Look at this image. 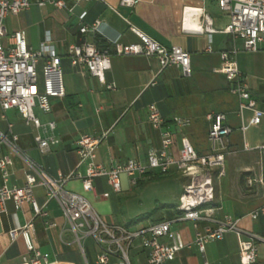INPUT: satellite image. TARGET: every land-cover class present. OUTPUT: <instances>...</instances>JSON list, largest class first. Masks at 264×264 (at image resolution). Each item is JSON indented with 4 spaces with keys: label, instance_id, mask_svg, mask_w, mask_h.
<instances>
[{
    "label": "crops",
    "instance_id": "obj_1",
    "mask_svg": "<svg viewBox=\"0 0 264 264\" xmlns=\"http://www.w3.org/2000/svg\"><path fill=\"white\" fill-rule=\"evenodd\" d=\"M36 1L30 0L29 8L16 15H7L4 27L7 33L23 29L27 44L33 49H38L44 37L49 35L55 54L61 58L65 94L50 99L48 112L35 107L38 126L26 122L15 109L3 111L0 108V132L9 139L14 134L15 147L25 154L24 158L19 156L10 145L0 141V157L8 155L11 159L7 165L6 183L9 186L25 183L26 173L33 172L27 162L39 166L52 177L66 175L77 164L75 142L82 134L102 136L95 149L96 164L108 168L114 162L129 159L144 162L147 151L161 145L160 130L148 120L147 106L150 104L156 105L164 128L172 132L174 141L169 153L174 158L178 156L182 137L190 141L198 154L209 151V115L213 117L215 114L224 115L223 122L231 127L226 142L234 151L228 156L236 152L233 147L240 141L242 145H248L247 150L251 149L240 125L248 122L252 111L244 108L240 116V99L229 90L230 82L225 75L215 69L221 65V51L237 48L235 61L240 76L256 102L255 108L264 111V42L255 52L244 51L240 39L220 31L227 24L228 17L216 0H136L133 7L120 6V0L80 3L65 0L72 7L71 13L50 4L39 6ZM82 13L84 16L80 19ZM201 13L210 16L216 31L208 34L200 29ZM79 20L84 23L98 20L97 32L80 34ZM131 26L166 47L179 46L188 51L191 74L183 75L175 66L161 69L154 56L112 54L110 68L104 77L107 83L114 84V88L107 90L84 68L70 64L68 47L79 40L94 42L100 48L109 47L113 41L122 44L138 42V37L130 30ZM42 63L40 60L37 65L39 85L42 82ZM262 118L264 114L258 124ZM49 123L53 126L50 127ZM35 136L49 141L44 152L36 148ZM79 169L84 172L85 167ZM253 169L252 165L246 164L235 168L236 176L232 185L226 188L225 199L221 192V177L216 178L212 205L216 208V218L230 215L238 219L239 228L264 236V215L257 220L249 217L251 210L264 203V183L261 181L256 185V191L250 193L239 182L240 173ZM165 175L173 178V185H166L162 190L153 184L143 183L162 176L157 172L144 174L135 185L122 174L119 192L111 190L105 177L94 178L92 191H83L81 180L76 178L67 180L64 187L83 195L107 224L134 229L177 214L174 207L185 178L174 167ZM164 181L168 182V179ZM2 183L0 173V185ZM32 192L39 206L48 211V216L35 215L29 203H23L16 209L12 201H7L6 210L0 217V264H18L23 256H29L22 236L12 239L9 235L10 229L21 227L28 221L34 226L31 235L33 245L48 253L50 259L95 264L99 249L92 239L85 237L78 243L56 199L47 197L41 185H35ZM103 193L108 195L102 196ZM144 199L153 205L150 206L152 208H141ZM146 213L150 215L141 217ZM46 222L52 226L47 227ZM205 225L199 222L198 230L202 231ZM171 229L179 231L185 243L193 238L194 230L189 222L174 223ZM162 240L167 241L165 237ZM146 256L147 250L136 239L128 251L130 264H144ZM109 259L113 261L115 257L110 255ZM204 260L207 264L223 260L239 264L236 236L228 233L222 240L207 243L203 253L194 244L186 246L168 264H203ZM257 264H264L263 243L257 244Z\"/></svg>",
    "mask_w": 264,
    "mask_h": 264
},
{
    "label": "built area",
    "instance_id": "obj_2",
    "mask_svg": "<svg viewBox=\"0 0 264 264\" xmlns=\"http://www.w3.org/2000/svg\"><path fill=\"white\" fill-rule=\"evenodd\" d=\"M89 0H74L80 3ZM39 6L50 4L59 10L72 12V7L65 0H37ZM136 0H120L122 7H133ZM220 10L228 17L227 24L220 30L232 35L241 41L244 51L255 52L260 43L264 42V0H216ZM30 0H0V108L5 111L15 109L20 116L33 125L38 126L39 120L34 114L38 107L44 112L50 110V99L63 97L65 94L62 84L61 58L55 54L50 43L49 35L44 37L38 49L28 46L23 29L7 33L4 19L7 15L17 13L29 8ZM84 13L80 15L82 19ZM202 23L200 29L208 34L216 31L212 27L211 18L207 13H201ZM99 21L84 23L79 20L78 31L80 34L95 33ZM130 30L138 37V42L122 44L118 41L111 42L109 47L100 48L94 42L79 40L69 45L67 57L72 66L84 68L91 76L95 77L105 89H113V83L105 81L104 73L110 68V56L116 55H145L156 57L161 69L175 66L183 75L191 74L190 54L179 46L166 47L152 39L136 27ZM237 48L220 52L221 65L216 71L223 73L230 82L229 90L239 99V114L249 108L252 115L248 122L241 123L242 132L249 125H256L264 111L255 108V100L251 98L247 84L242 80L236 65L235 55ZM208 51L210 47L208 46ZM42 60L40 69L42 82L39 85L37 65ZM148 120L154 128L160 130L161 145L151 148L146 153L145 161L129 159L124 162H114L106 168L94 162L95 149L101 140L100 136L82 134L76 140L78 161L74 169L66 175L50 176L46 171L31 162H27L32 173H26L25 183L22 186H9L7 165L11 163L8 155L0 157V173L3 183L0 185V217L6 210V202L12 201L16 209L23 203H29L35 215L46 218L48 211L41 208L33 196L32 189L35 185L45 188L46 196L54 198L69 223L70 230L78 243L81 239L90 237L99 252L95 264H130L128 251L134 241L139 239V244L147 250L144 264H166L186 246L194 244L200 252L211 241L222 240L228 233H233L238 241L239 264H257V244H264V236L241 229L237 225V218L224 215L222 218L214 216L216 209L212 203L215 199V179L224 175V161L227 154L233 150L226 142V137L231 132V127L223 122L224 115L215 114L207 131L209 151L198 154L186 137L180 139L178 156L174 158L169 153L173 144L172 132L163 126L162 116L154 104L147 106ZM52 127L53 123H49ZM10 127V125H9ZM14 134L9 139L5 133L0 132V141L10 145L12 150L21 157L23 151L15 147ZM36 148L44 152L49 141L35 136ZM264 149V145L258 147ZM243 149H249L243 144ZM84 166V172L80 167ZM171 167L185 178L181 193L175 205L177 212L170 219L151 222L138 228H127L119 225H109L93 209L89 201L81 194L67 190L64 183L69 179H80L83 191L94 189L93 180L96 177H105L107 184L113 192L121 190L120 176L125 174L132 185L148 172H157L165 175ZM262 181V179H260ZM248 182L251 180L248 179ZM103 193L102 196H107ZM264 215V203L249 212L252 220H257ZM189 222L194 230L193 238L185 243L177 230H172L174 223ZM204 222L202 231L198 230V223ZM214 224V226H211ZM47 227L52 226L46 222ZM34 226L31 221L25 225L12 228L9 235L14 239L17 235L24 239L29 256H23L18 264H74L69 261L50 259L48 253L35 248L32 242ZM167 241H163V238ZM115 257L113 261L109 256ZM203 264H207L204 260Z\"/></svg>",
    "mask_w": 264,
    "mask_h": 264
},
{
    "label": "rangeland",
    "instance_id": "obj_3",
    "mask_svg": "<svg viewBox=\"0 0 264 264\" xmlns=\"http://www.w3.org/2000/svg\"><path fill=\"white\" fill-rule=\"evenodd\" d=\"M244 136L248 140L251 149L246 151L243 150L242 148L243 145L240 141L237 143L236 146L233 147L236 150V152L229 156L226 155L225 157V162H224L225 175L220 178L221 181L220 186L222 189L221 192L224 194L223 196L224 199L226 198V188H229L234 182L236 176L235 168L238 166L246 164V165H252L254 167V169L251 170L250 172L240 173L239 175L240 185L245 191L250 193L255 192L256 185L261 184V181L259 179H262V182L264 183V149L258 148L261 147L262 144H264V119L262 118L261 123L258 125L248 126L244 131ZM256 144L257 147L254 146ZM256 160H258V162H256ZM164 179H168V182H165ZM172 179L173 178L171 176L162 175L158 178L145 180L143 183L145 184L148 183L147 185L153 184L159 187V188L156 187V189L162 190L163 187H166V185H168L169 187L173 185V183H171ZM248 179L251 180V182H248ZM149 204L150 203L144 199V201L141 204V208L144 210H148L147 208H152L150 206L153 205H149ZM156 206L159 207L158 204ZM168 263L169 262H167L166 264ZM217 264H238V263H230L228 261L223 260Z\"/></svg>",
    "mask_w": 264,
    "mask_h": 264
},
{
    "label": "trees",
    "instance_id": "obj_4",
    "mask_svg": "<svg viewBox=\"0 0 264 264\" xmlns=\"http://www.w3.org/2000/svg\"><path fill=\"white\" fill-rule=\"evenodd\" d=\"M213 204V203H212ZM175 208V207H174ZM150 215V213H146V214H143V215H141V217H147V216H149Z\"/></svg>",
    "mask_w": 264,
    "mask_h": 264
}]
</instances>
